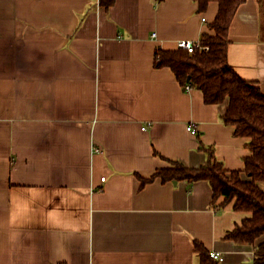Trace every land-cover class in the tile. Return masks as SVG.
Wrapping results in <instances>:
<instances>
[{"label":"crops","instance_id":"obj_1","mask_svg":"<svg viewBox=\"0 0 264 264\" xmlns=\"http://www.w3.org/2000/svg\"><path fill=\"white\" fill-rule=\"evenodd\" d=\"M262 11L239 8L229 62L264 93ZM217 13L194 0H0V264H200L196 242L219 264H254L263 238H226L249 215L213 206L207 181L141 180L202 167L201 142L229 173L251 156L222 121L228 101L206 104L155 63L158 48L213 34Z\"/></svg>","mask_w":264,"mask_h":264},{"label":"trees","instance_id":"obj_2","mask_svg":"<svg viewBox=\"0 0 264 264\" xmlns=\"http://www.w3.org/2000/svg\"><path fill=\"white\" fill-rule=\"evenodd\" d=\"M117 0H100L106 9ZM161 3L165 0H155ZM204 13L211 3L218 4V13L209 25L211 33L203 34L201 46L190 53L186 49L164 50L155 55L157 67L170 68L178 81L187 89L203 92L205 103L218 105L228 101V108L221 117L225 125L234 128V135L249 140L251 156L245 159V169L229 173L218 160L213 147L200 148L207 155V162L200 168H188L179 162L157 171L149 179H141L142 186L157 178L163 182L188 181L190 184L207 181L213 190V206L220 199L219 207L233 204L236 212L249 215L241 225L228 232L227 239L242 245H255L254 264H264V93L254 82L242 79L229 62L230 29L239 8L248 0H194ZM245 174V178L243 175ZM200 264H219L199 242L195 243Z\"/></svg>","mask_w":264,"mask_h":264},{"label":"built area","instance_id":"obj_3","mask_svg":"<svg viewBox=\"0 0 264 264\" xmlns=\"http://www.w3.org/2000/svg\"><path fill=\"white\" fill-rule=\"evenodd\" d=\"M198 47H200L202 50H204L205 52L209 51L208 47H202L201 46V40L200 41H189V40H183L179 42L178 48H182V49H186L188 50L190 53H193L195 51V49H197ZM187 89H190L189 86H187ZM188 130L192 133V134H196L197 130L193 127V126H189ZM211 257L216 260L217 262H221L223 260V256L221 253H217V252H212L211 253Z\"/></svg>","mask_w":264,"mask_h":264},{"label":"rangeland","instance_id":"obj_4","mask_svg":"<svg viewBox=\"0 0 264 264\" xmlns=\"http://www.w3.org/2000/svg\"><path fill=\"white\" fill-rule=\"evenodd\" d=\"M260 3H261V5H262V8H264V0H260ZM263 12V14H264V11H262Z\"/></svg>","mask_w":264,"mask_h":264}]
</instances>
